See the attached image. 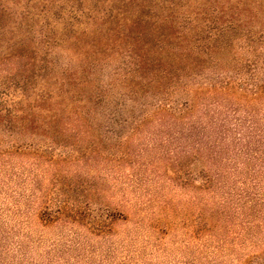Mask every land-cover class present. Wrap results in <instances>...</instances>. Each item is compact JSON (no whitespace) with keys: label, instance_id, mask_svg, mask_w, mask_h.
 <instances>
[{"label":"trees","instance_id":"trees-1","mask_svg":"<svg viewBox=\"0 0 264 264\" xmlns=\"http://www.w3.org/2000/svg\"><path fill=\"white\" fill-rule=\"evenodd\" d=\"M204 14L189 0H0V156L101 152L115 127L169 118L205 158L203 190L231 185L212 212L246 210L264 184V133L224 102L264 95V34H227L231 20Z\"/></svg>","mask_w":264,"mask_h":264},{"label":"rangeland","instance_id":"rangeland-1","mask_svg":"<svg viewBox=\"0 0 264 264\" xmlns=\"http://www.w3.org/2000/svg\"><path fill=\"white\" fill-rule=\"evenodd\" d=\"M189 3L210 24L231 20L227 34H264V0ZM231 101L264 133V95ZM168 121L115 127L101 152L56 146L64 160L0 156V264H264V184L246 210L229 203L219 217L211 209L231 185L203 190L205 158Z\"/></svg>","mask_w":264,"mask_h":264}]
</instances>
